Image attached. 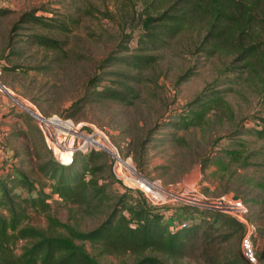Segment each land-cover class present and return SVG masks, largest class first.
Wrapping results in <instances>:
<instances>
[{
  "label": "rangeland",
  "instance_id": "1",
  "mask_svg": "<svg viewBox=\"0 0 264 264\" xmlns=\"http://www.w3.org/2000/svg\"><path fill=\"white\" fill-rule=\"evenodd\" d=\"M3 3L0 8L9 12L0 14V82L7 88L1 94L13 104L9 107L15 113L3 114L7 119L0 123L4 145L0 151V173L12 169V176L18 179L23 175L35 183L44 182L40 167L51 158V153L30 111L66 117L83 104L82 99L93 89L118 88L116 72L129 69L103 65L117 46L125 44V35L131 37L128 46L136 47L142 32L137 24L143 5L141 0H3ZM33 10L35 15L45 17L44 21L63 18L69 22L74 18L77 22L67 23L69 30L64 33L19 22L23 13ZM31 34L62 41V50L31 43L27 38ZM192 41L182 36L159 51L158 60L142 72L140 82L132 83L136 96L129 104L110 99L89 101L72 119L103 127L120 156L148 180L159 181L168 192L181 195L189 186L194 190L188 194L201 200L224 195L240 198L248 208L249 221L257 228L255 252L258 261L264 264V139L239 134L243 128L261 124L264 83L248 72L236 79V84L227 80L237 75L225 70L233 55L207 58ZM203 110L202 118L196 120L193 113ZM182 118L189 123L186 128L172 126V122ZM17 131L28 135H10ZM107 159L110 170V158ZM111 189L116 195L129 196L131 202L142 197L125 191L116 179ZM15 192L26 195L23 188H16ZM172 196H167V204L152 208L163 210L171 225L179 218L183 222L190 218L198 221L214 211L191 206L197 210L189 208L184 218L177 213L174 216L173 210L183 205ZM169 204L179 206L173 209L167 207ZM50 205L52 220L41 215L32 219V225L68 236V229L87 231L98 224V214L85 215L76 205L62 202L56 195ZM53 220L60 224L53 226ZM205 229L223 251L238 248L241 253L242 231L233 234L232 228L220 222ZM225 235H230L229 239H224ZM75 242L83 245L100 264H131L140 257L102 252L97 243ZM25 243L24 239L18 241L15 253H20ZM146 254L159 256L166 264H204L195 252L179 259Z\"/></svg>",
  "mask_w": 264,
  "mask_h": 264
},
{
  "label": "trees",
  "instance_id": "2",
  "mask_svg": "<svg viewBox=\"0 0 264 264\" xmlns=\"http://www.w3.org/2000/svg\"><path fill=\"white\" fill-rule=\"evenodd\" d=\"M141 1L143 6L138 14L137 25L142 32L137 37L136 47L128 46L131 37L125 35V44L117 46L103 65L119 66L129 71L116 72L119 75L118 88L95 87L82 99V105L100 99L129 104L136 96L132 83L140 82L142 72L158 60L159 51L168 48L182 36L191 38L194 47L207 58L233 55L225 70L237 75L233 79L227 77V80L236 84V79L248 72L264 83V0ZM8 12L9 9L0 8V14ZM35 12L23 13L19 22L63 33L69 30L67 23L77 22L74 18H70L69 22L63 18L44 21L45 17L37 16ZM27 38L31 43L55 51L62 50V41L58 39L41 34H31ZM116 52H119L118 55H115ZM261 98L264 102V89ZM81 106L66 117L75 116ZM203 106H206L205 102ZM204 112L193 113L194 118H202ZM259 120V127L243 128L239 134L264 139V117H259ZM171 124L175 128H186L189 123L182 118ZM10 135L28 134L17 131ZM107 157L105 151L87 149L77 151L68 164L48 158L40 167L45 181L39 183L23 175L21 179L12 176V169L2 171L0 264H100L75 240L97 243L101 251L106 253L140 255L131 264H166L163 258L146 253H159L167 258L179 259L194 252L204 264H246L238 248L223 251L216 245V239L208 237L205 229L220 222L232 228L233 234H236L243 230L240 223L217 211H210L209 217L204 216L198 221L190 218V221L183 222L179 218L175 225H171L161 210L147 207L142 198L131 202V198L125 194L116 195L111 189L115 178L108 168ZM16 188L25 189L26 195L16 193ZM54 195L64 203L76 205L85 215L98 214L97 226L87 231L68 229V236H61L32 225V219L41 215L51 219L49 210ZM189 208L195 209L183 205L175 209L173 214L183 217L189 214ZM57 224L60 223L53 220V226ZM229 236L223 238L229 239ZM22 239L26 243L17 254L14 246Z\"/></svg>",
  "mask_w": 264,
  "mask_h": 264
},
{
  "label": "built area",
  "instance_id": "3",
  "mask_svg": "<svg viewBox=\"0 0 264 264\" xmlns=\"http://www.w3.org/2000/svg\"><path fill=\"white\" fill-rule=\"evenodd\" d=\"M3 5V0H0V6ZM6 90L7 88L0 82V93ZM30 115L35 120L47 149L57 163H70L75 153L80 150L105 151L110 158V170L114 178L121 183L125 191L139 193L145 204L151 208L155 205L167 204L169 202L167 196L174 195L172 197L179 201L180 205L214 210L240 223L243 227L240 250L244 261L246 264H261L257 259L254 245L256 226L249 221L248 208L240 198L224 195L214 200H201L194 194H188L189 191L194 190L189 186L185 187V192L181 195L173 194L163 189L159 181H150L139 174L128 159L122 158L112 146L103 127L78 123L68 117L47 116L36 109L35 112H30ZM1 150H4V145L0 136Z\"/></svg>",
  "mask_w": 264,
  "mask_h": 264
},
{
  "label": "crops",
  "instance_id": "4",
  "mask_svg": "<svg viewBox=\"0 0 264 264\" xmlns=\"http://www.w3.org/2000/svg\"><path fill=\"white\" fill-rule=\"evenodd\" d=\"M7 99V100H6ZM13 104L10 102V100H8V98H3L2 94L0 93V123H2L3 121H6L7 117H4L3 114H5V112L8 110V109H12L13 107H9V106H12ZM7 107V108H5ZM7 109V110H6ZM6 110V111H5ZM12 114H14L15 112L14 111H11ZM10 114V115H12ZM9 118V117H8ZM15 120H18V118H15ZM1 129V127H0ZM170 205V204H169ZM179 204H176V205H170L167 207H171V208H176L178 207ZM147 207L151 208L150 206L147 205ZM163 211V210H162ZM174 211V210H173ZM166 213H169V211H166Z\"/></svg>",
  "mask_w": 264,
  "mask_h": 264
},
{
  "label": "water",
  "instance_id": "5",
  "mask_svg": "<svg viewBox=\"0 0 264 264\" xmlns=\"http://www.w3.org/2000/svg\"><path fill=\"white\" fill-rule=\"evenodd\" d=\"M4 86V85H3ZM5 87V86H4ZM6 88V87H5ZM18 101V100H17ZM19 102V101H18ZM27 111H30L29 109H27V107L26 106H24L21 102H19ZM31 112V111H30ZM51 158L53 159V160H55L53 157H52V155H51Z\"/></svg>",
  "mask_w": 264,
  "mask_h": 264
},
{
  "label": "bare ground",
  "instance_id": "6",
  "mask_svg": "<svg viewBox=\"0 0 264 264\" xmlns=\"http://www.w3.org/2000/svg\"><path fill=\"white\" fill-rule=\"evenodd\" d=\"M32 112V111H31Z\"/></svg>",
  "mask_w": 264,
  "mask_h": 264
}]
</instances>
